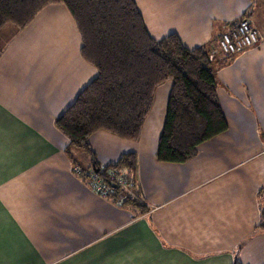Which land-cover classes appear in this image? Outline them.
Segmentation results:
<instances>
[{
	"label": "crops",
	"instance_id": "0c3cea01",
	"mask_svg": "<svg viewBox=\"0 0 264 264\" xmlns=\"http://www.w3.org/2000/svg\"><path fill=\"white\" fill-rule=\"evenodd\" d=\"M150 35L177 33L212 58L226 132L185 163L156 151L172 82L159 85L138 140L97 131L90 145L105 165L137 157L142 206L118 205L84 178L92 165L55 120L97 75L62 4L36 16H66L64 40L25 45L22 30L0 29V264H264V21L252 0H135ZM248 17L262 37L223 52L221 36ZM218 50L215 52L214 50ZM141 255L145 259L141 258ZM132 256L134 260L127 261ZM137 258H140L137 260Z\"/></svg>",
	"mask_w": 264,
	"mask_h": 264
},
{
	"label": "trees",
	"instance_id": "16d2710c",
	"mask_svg": "<svg viewBox=\"0 0 264 264\" xmlns=\"http://www.w3.org/2000/svg\"><path fill=\"white\" fill-rule=\"evenodd\" d=\"M52 4L68 9L81 39L80 54L97 70L55 120L69 140L66 152L80 149L90 156L92 165L83 175L90 186L93 180L100 182L99 195L118 205L143 207L136 154L126 152L103 165L90 137L106 131L138 140L156 88L171 81L156 156L166 163H185L196 156L201 144L228 129L210 53L205 46L187 48L177 33L152 37L135 0H0V29L9 24L22 30ZM257 228L264 230V210ZM233 264L242 263L235 258Z\"/></svg>",
	"mask_w": 264,
	"mask_h": 264
},
{
	"label": "rangeland",
	"instance_id": "374dc122",
	"mask_svg": "<svg viewBox=\"0 0 264 264\" xmlns=\"http://www.w3.org/2000/svg\"><path fill=\"white\" fill-rule=\"evenodd\" d=\"M252 7L251 10H254L258 12L259 18H261L262 21H264V0H252ZM247 17V16H246ZM66 16L64 13L58 17H51V14L44 17V16H36L33 21L26 27L27 30H25V33L23 34V40L25 41V45L27 46H35L36 44H41L42 41H46V37L49 40H53L54 37L55 40H64V45L61 43V51H64L66 47H71L73 45V28L72 24L68 22V19H65ZM248 18V17H247ZM73 19V18H72ZM250 20V18H248ZM74 21V20H72ZM75 23V22H74ZM236 25L234 24V27ZM244 33H242L243 35ZM260 37H262L260 35ZM258 41V40H257ZM256 41V43H257ZM256 43H253L249 47L255 45ZM223 52H225L224 46H221ZM247 47V49L249 48ZM214 50V49H213ZM217 52L218 50H214ZM129 259H125V263L127 261L134 260L132 256L127 257ZM142 259H145L144 256L141 255ZM140 258H137V260Z\"/></svg>",
	"mask_w": 264,
	"mask_h": 264
},
{
	"label": "built area",
	"instance_id": "2783aa9c",
	"mask_svg": "<svg viewBox=\"0 0 264 264\" xmlns=\"http://www.w3.org/2000/svg\"><path fill=\"white\" fill-rule=\"evenodd\" d=\"M242 33L244 34L242 35ZM260 38V35L252 26L251 20L243 17L235 27L221 36V46H224L225 51L228 53H236L247 49ZM91 187L96 192L102 189V185L98 180H93Z\"/></svg>",
	"mask_w": 264,
	"mask_h": 264
}]
</instances>
